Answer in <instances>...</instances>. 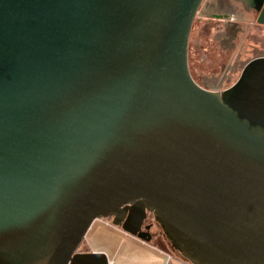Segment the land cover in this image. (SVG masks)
Listing matches in <instances>:
<instances>
[{"label": "water", "instance_id": "95a60500", "mask_svg": "<svg viewBox=\"0 0 264 264\" xmlns=\"http://www.w3.org/2000/svg\"><path fill=\"white\" fill-rule=\"evenodd\" d=\"M202 1L0 0V264H108L93 220L148 212L190 264H264V55L194 80Z\"/></svg>", "mask_w": 264, "mask_h": 264}, {"label": "rangeland", "instance_id": "374dc122", "mask_svg": "<svg viewBox=\"0 0 264 264\" xmlns=\"http://www.w3.org/2000/svg\"><path fill=\"white\" fill-rule=\"evenodd\" d=\"M210 19L221 21L223 27ZM235 22L241 27L237 45L232 50L227 46L228 50L220 53V41L224 39L229 45L233 27L228 25ZM188 52L194 80L208 89L226 88L238 78L248 60L264 55V23L256 21L249 0H203L191 26ZM111 222L110 217L94 219L77 249L106 250L117 264H164L165 256L149 246L172 250L158 225L152 227L151 238L145 241L149 245L144 246L123 230H116Z\"/></svg>", "mask_w": 264, "mask_h": 264}, {"label": "trees", "instance_id": "16d2710c", "mask_svg": "<svg viewBox=\"0 0 264 264\" xmlns=\"http://www.w3.org/2000/svg\"><path fill=\"white\" fill-rule=\"evenodd\" d=\"M209 22H212V23H215L216 25H217V27H219V26H221V27H223L222 26V23H221V21H219V22H217V21H213V19H210V21ZM228 27L230 28V27H233V31L232 32H230L229 33V45H227L226 43H224V39L223 40H221L220 41V53H222V51H225V50H232L234 47H236V45H237V36L239 35V32H241V30H240V28L241 27H239L238 26V23H230L229 25H228ZM227 46H229L230 48H226ZM219 66H221V65H219ZM146 218L147 219H152L153 218V216H152V214L150 213V212H148L147 213V216H146ZM106 219H109V217H107ZM165 235V234H164ZM166 237V236H165ZM168 240V239H167ZM169 242V241H168ZM171 247V246H170ZM171 249L172 250H170L171 252H174V253H176V254H178L172 247H171ZM179 255V254H178Z\"/></svg>", "mask_w": 264, "mask_h": 264}, {"label": "built area", "instance_id": "2783aa9c", "mask_svg": "<svg viewBox=\"0 0 264 264\" xmlns=\"http://www.w3.org/2000/svg\"><path fill=\"white\" fill-rule=\"evenodd\" d=\"M141 240V239H140ZM145 242L144 240H141ZM155 247V246H154ZM160 253H162L165 256V262L164 264H190L180 255H175L174 253L170 251L163 250L161 248L155 247ZM76 251H84L82 249H76ZM108 258V264H117L112 258ZM71 264V263H69Z\"/></svg>", "mask_w": 264, "mask_h": 264}, {"label": "flooded vegetation", "instance_id": "af4514ba", "mask_svg": "<svg viewBox=\"0 0 264 264\" xmlns=\"http://www.w3.org/2000/svg\"><path fill=\"white\" fill-rule=\"evenodd\" d=\"M249 2L251 3V8L254 10V13H256V18H257L259 11H257V10L253 7V5H252V0H249ZM147 224H151L150 229H149V231H150V233H151V229H152V227H153L155 224H154L153 221H147L146 218H145L142 228L144 229V227H145ZM151 235H152V234H151Z\"/></svg>", "mask_w": 264, "mask_h": 264}, {"label": "crops", "instance_id": "0c3cea01", "mask_svg": "<svg viewBox=\"0 0 264 264\" xmlns=\"http://www.w3.org/2000/svg\"><path fill=\"white\" fill-rule=\"evenodd\" d=\"M116 228V230L118 229V230H121V229H119V228H117V226L115 227ZM130 235V234H129ZM132 236V238L134 239V240H136L137 242H139L140 244H142V245H149V244H147V243H145V242H142L140 239H138L137 237H135V236H133V235H131ZM152 249H155L156 251H158L155 247H153V246H151V245H149ZM92 250H102L103 251V249H96V248H93ZM104 252L107 254V256L109 257V258H111L109 255H108V253L106 252V250H104ZM159 252V251H158ZM160 253V252H159Z\"/></svg>", "mask_w": 264, "mask_h": 264}]
</instances>
